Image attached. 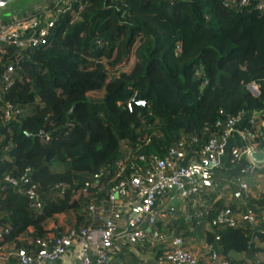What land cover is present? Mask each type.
<instances>
[{
  "label": "trees",
  "instance_id": "16d2710c",
  "mask_svg": "<svg viewBox=\"0 0 264 264\" xmlns=\"http://www.w3.org/2000/svg\"><path fill=\"white\" fill-rule=\"evenodd\" d=\"M225 2L73 0L72 9L51 28L47 44L21 61L17 81L4 95V101L26 111L7 127L0 111V179L33 169L27 187L37 184L44 204L39 212L31 211V198L5 184L0 243L17 241L21 247L25 242L19 238L27 233H58L45 221L61 213L77 212L79 225L85 213L79 190L107 171L90 189L109 188L125 143L132 160L141 163L139 155L164 156L184 134L217 132V120L229 114L261 112L257 118L264 119V12ZM132 52L133 68L109 78L107 65ZM251 83L259 86L258 96ZM93 91L104 93L92 99L88 93ZM41 128L51 133L49 141L34 134ZM232 147L225 168L235 177L247 161L231 162ZM255 201V211L264 214V198ZM214 216L209 213L210 221ZM248 231L219 229L216 243L227 255L263 251ZM215 236L211 231L208 241ZM258 240L264 241V234Z\"/></svg>",
  "mask_w": 264,
  "mask_h": 264
},
{
  "label": "built area",
  "instance_id": "2783aa9c",
  "mask_svg": "<svg viewBox=\"0 0 264 264\" xmlns=\"http://www.w3.org/2000/svg\"><path fill=\"white\" fill-rule=\"evenodd\" d=\"M235 9L264 12V0H226ZM73 0H52L48 6L37 7L32 12L26 11L20 18H0V106L2 125L7 127L18 122L25 114V109L4 101V95L19 76L21 61L35 48L46 45L50 30L60 15L72 9ZM83 7L80 6V9ZM251 92L258 96L259 86L249 85ZM138 103L144 104V101ZM248 120V127L245 121ZM255 113L240 111L229 114L216 122L218 131L205 130L200 136L184 134L164 156L141 154L135 163L132 149L124 144L125 156L117 165V173L110 180V186L103 196L96 181L108 175L95 174L84 184L79 193L85 198V214L79 225L69 226L58 233L20 236L24 246H17V241L0 243V264H122L118 255L124 245L146 246L154 250L149 259L138 260L134 264H230L222 247L218 252L211 242H205L204 252L192 247L193 238L177 233L174 229L159 226L161 215L166 214L157 201L159 196L177 191L184 199L203 196L207 192L204 180L211 170L222 166V159L228 154L229 141L235 134L237 140L232 147L231 162L246 160L242 174L235 176L245 208L226 204L215 209V216L210 221L211 231L219 240L218 230L226 227H245L252 241L264 234V214L255 211L253 188L248 177L256 176L264 169V163L254 160L252 154L264 148V127ZM8 133V130H6ZM5 133V135H6ZM43 141L51 139V133L41 128L34 133ZM12 143L4 146L8 151ZM190 148L198 149L201 159L187 161ZM204 158V162L202 161ZM33 169L28 168L21 177L5 175L0 179V189L5 184L14 186L20 193L31 198L29 207L33 212L43 208V199L32 184ZM260 198V197H259ZM199 218L203 211H197ZM103 220L99 231L94 221ZM2 227H0V239ZM158 248V251L155 249ZM73 258L74 261L68 260ZM261 261L256 260L259 264Z\"/></svg>",
  "mask_w": 264,
  "mask_h": 264
},
{
  "label": "crops",
  "instance_id": "0c3cea01",
  "mask_svg": "<svg viewBox=\"0 0 264 264\" xmlns=\"http://www.w3.org/2000/svg\"><path fill=\"white\" fill-rule=\"evenodd\" d=\"M51 1L52 0H32L30 1L31 3L28 2L26 6L22 7V15L26 11L32 12L37 7L48 6ZM16 7L21 6L18 5L12 9ZM7 12H1L0 18H4L3 14H6ZM22 15L16 14L14 16H10L9 18L16 19L20 18ZM259 123L264 127V119H261ZM237 138L238 136L235 134V136L230 139L229 147L234 143L235 139L237 140ZM227 155H225L222 159V166L220 168L212 169L210 176L204 180L207 192L203 196L188 200L184 199L177 191H171L168 195L159 196L157 201L159 207L166 211V214L161 215L160 217L159 226L169 228L171 230L174 229L177 233H183L184 235L193 238L194 241L192 242V247L198 252H204L205 242H209L208 234L211 232V223L208 215L210 212H214L215 209L218 208L217 206L219 202L223 205L231 204L236 207L239 206L241 208H245L240 187L235 178L228 175L225 168ZM192 159H201L198 149L190 148L188 150L187 161ZM202 161L204 162V158H202ZM248 181L253 188V201L256 200L255 202L257 203L259 200L264 198V169H262L256 176L248 177ZM106 190L104 191L103 188L99 191L102 193L101 196L105 194ZM197 211H203L204 216L199 218L196 215ZM78 218V213L75 211L57 214L45 221V227L48 230L59 232L69 226L77 225ZM83 218L80 224L83 222ZM93 225L100 231L103 228V220H96ZM32 230L33 228H30L29 231ZM255 242L258 247H262L264 249V241L255 240ZM211 243L215 245L218 252H221V247L217 243ZM155 251H158V248H156ZM153 253L154 250L146 246L138 245L136 247H130L124 245L122 253L118 255V261L122 264H134L138 260L152 258L154 255ZM224 255L228 258L230 264L235 262L257 264V259L264 261V250L255 253L230 252L228 255L225 253ZM68 260L72 262L74 261L73 258H68Z\"/></svg>",
  "mask_w": 264,
  "mask_h": 264
},
{
  "label": "rangeland",
  "instance_id": "374dc122",
  "mask_svg": "<svg viewBox=\"0 0 264 264\" xmlns=\"http://www.w3.org/2000/svg\"><path fill=\"white\" fill-rule=\"evenodd\" d=\"M30 1H32V0H16V1L8 4L3 9H0V13L3 11L4 12L5 11L11 12V10L15 11V10H19L20 8L22 9V7L26 6V4ZM18 5H20L21 7H16L14 9H12L13 7L18 6ZM9 12H7V13H9ZM7 13L3 14V17L6 19L10 17V16H8L9 14H7ZM19 15H22V12L19 13ZM135 60L136 59H135L134 53L132 52L128 59L123 60L122 62L118 63L117 65H115V66L107 65L108 69H109V78H112L116 75H119L123 71H127V72L130 71L135 64ZM103 93H104V91H93V92H89L88 95L92 99H100L103 96ZM55 169H57V168H55Z\"/></svg>",
  "mask_w": 264,
  "mask_h": 264
},
{
  "label": "water",
  "instance_id": "95a60500",
  "mask_svg": "<svg viewBox=\"0 0 264 264\" xmlns=\"http://www.w3.org/2000/svg\"><path fill=\"white\" fill-rule=\"evenodd\" d=\"M16 0H0V9H3L4 7H6L8 4L14 2ZM227 5H230L229 1L225 2ZM22 12V9L16 10V11H11L7 14H9L8 16H14L16 14H19ZM261 115V112L256 113V116L259 117ZM253 158L255 161L259 162V163H264V148L255 151L252 154Z\"/></svg>",
  "mask_w": 264,
  "mask_h": 264
}]
</instances>
